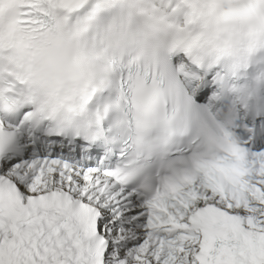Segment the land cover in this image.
Listing matches in <instances>:
<instances>
[{"label":"snow or ice","instance_id":"1","mask_svg":"<svg viewBox=\"0 0 264 264\" xmlns=\"http://www.w3.org/2000/svg\"><path fill=\"white\" fill-rule=\"evenodd\" d=\"M0 264H264V0H0Z\"/></svg>","mask_w":264,"mask_h":264}]
</instances>
